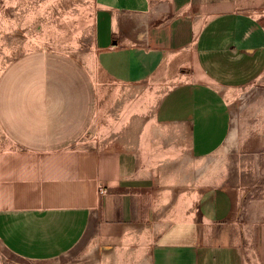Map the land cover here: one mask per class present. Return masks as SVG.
Listing matches in <instances>:
<instances>
[{"label": "crops", "instance_id": "0c3cea01", "mask_svg": "<svg viewBox=\"0 0 264 264\" xmlns=\"http://www.w3.org/2000/svg\"><path fill=\"white\" fill-rule=\"evenodd\" d=\"M89 55L0 68V264H264V0H96ZM104 112L124 140L83 145ZM232 138L250 173L216 176Z\"/></svg>", "mask_w": 264, "mask_h": 264}, {"label": "rangeland", "instance_id": "374dc122", "mask_svg": "<svg viewBox=\"0 0 264 264\" xmlns=\"http://www.w3.org/2000/svg\"><path fill=\"white\" fill-rule=\"evenodd\" d=\"M95 7L96 0H0V68L12 58L32 50L62 52L69 55L82 54L84 63L90 64L89 52L93 51ZM143 93L138 91L137 87L130 90L129 112L132 122L138 119L140 121V118L144 117L151 119L155 105L162 94L161 91H149L146 99H140ZM247 93L243 92L244 95ZM113 111L115 120L119 119L121 108L116 106ZM108 115V112H104L102 117L100 115L99 118L102 120L100 125L98 127L95 125L93 131L82 135L80 141L83 145L108 144L120 138L124 140V134H114L109 128ZM136 135L129 134L131 138L128 141L135 140ZM237 143L235 139H230L221 152L210 157L209 162L212 166L215 165L216 176L219 168H226L228 178L230 176L232 179L241 173H250L240 169L241 164L247 160H243L238 150L240 152L241 147L246 144ZM8 258L11 264H43L21 260L14 256ZM90 262L91 252L85 244H81L64 258L49 264H90Z\"/></svg>", "mask_w": 264, "mask_h": 264}, {"label": "built area", "instance_id": "2783aa9c", "mask_svg": "<svg viewBox=\"0 0 264 264\" xmlns=\"http://www.w3.org/2000/svg\"><path fill=\"white\" fill-rule=\"evenodd\" d=\"M105 191H106V189H105V188H101V189H100V192H101L102 194H104V193H105Z\"/></svg>", "mask_w": 264, "mask_h": 264}]
</instances>
